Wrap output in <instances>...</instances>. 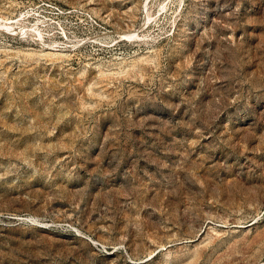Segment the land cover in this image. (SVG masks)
<instances>
[{
	"label": "rangeland",
	"instance_id": "obj_1",
	"mask_svg": "<svg viewBox=\"0 0 264 264\" xmlns=\"http://www.w3.org/2000/svg\"><path fill=\"white\" fill-rule=\"evenodd\" d=\"M0 264H264V0H0Z\"/></svg>",
	"mask_w": 264,
	"mask_h": 264
}]
</instances>
